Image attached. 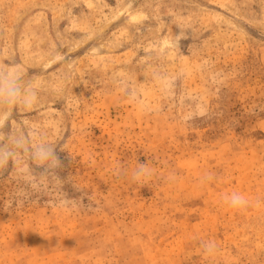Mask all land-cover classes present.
I'll return each instance as SVG.
<instances>
[{
	"label": "rangeland",
	"instance_id": "374dc122",
	"mask_svg": "<svg viewBox=\"0 0 264 264\" xmlns=\"http://www.w3.org/2000/svg\"><path fill=\"white\" fill-rule=\"evenodd\" d=\"M0 264H264V0H0Z\"/></svg>",
	"mask_w": 264,
	"mask_h": 264
},
{
	"label": "clouds",
	"instance_id": "9594fccd",
	"mask_svg": "<svg viewBox=\"0 0 264 264\" xmlns=\"http://www.w3.org/2000/svg\"><path fill=\"white\" fill-rule=\"evenodd\" d=\"M150 175L149 170L146 168L145 165H140L138 167V169L133 173V177L134 179H140L141 177H146ZM230 203L232 207H240L242 205H244L246 203V201L243 199L242 196L237 195V194H233L231 199H230Z\"/></svg>",
	"mask_w": 264,
	"mask_h": 264
}]
</instances>
